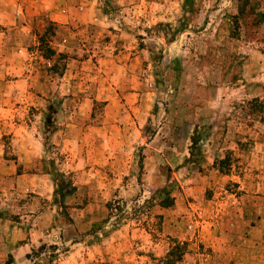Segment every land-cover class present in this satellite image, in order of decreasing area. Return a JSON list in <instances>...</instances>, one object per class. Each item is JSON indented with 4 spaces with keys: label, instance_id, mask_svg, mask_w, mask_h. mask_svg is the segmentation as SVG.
Here are the masks:
<instances>
[{
    "label": "rangeland",
    "instance_id": "1",
    "mask_svg": "<svg viewBox=\"0 0 264 264\" xmlns=\"http://www.w3.org/2000/svg\"><path fill=\"white\" fill-rule=\"evenodd\" d=\"M68 4L99 10L100 23L79 30L70 53L90 59L86 74H99L96 115L126 102L108 86L142 87L148 115L124 153L130 168H118L114 196L83 209L74 189L22 264H264V192L255 187L264 176V84L250 78L264 62V0ZM46 29L40 51L50 57L56 28ZM115 55L137 57L135 82L95 61ZM109 232L136 235L110 239L119 246L98 255ZM0 264L16 262L3 253Z\"/></svg>",
    "mask_w": 264,
    "mask_h": 264
},
{
    "label": "crops",
    "instance_id": "2",
    "mask_svg": "<svg viewBox=\"0 0 264 264\" xmlns=\"http://www.w3.org/2000/svg\"><path fill=\"white\" fill-rule=\"evenodd\" d=\"M100 21L93 6L75 12L68 0H0V255L12 254L16 264L26 261L56 223L52 169L71 180L83 209L95 207L117 192L119 169L125 174L130 168L124 153L133 149V136L141 137L148 115L143 88L104 87L106 93L124 95L126 102L106 103L96 115L99 74L84 72L90 59L70 55L79 30ZM48 26L56 28L49 43L55 54L44 57L40 44ZM119 55L95 61L112 63L108 72L124 73L129 83L135 82L137 57L120 60ZM259 67L260 77L250 78L264 84V62ZM255 185L256 193L264 192V176ZM74 195H67L64 204ZM118 235L105 234L96 253L114 251L119 244L109 241Z\"/></svg>",
    "mask_w": 264,
    "mask_h": 264
},
{
    "label": "trees",
    "instance_id": "3",
    "mask_svg": "<svg viewBox=\"0 0 264 264\" xmlns=\"http://www.w3.org/2000/svg\"><path fill=\"white\" fill-rule=\"evenodd\" d=\"M50 122V118L48 117L46 119V123L48 124ZM52 182L55 186L54 190V198L58 199V203L60 209H65V206L63 204L64 198L67 195H71L74 192V187L71 184L70 180L64 176L63 174H60L58 171L54 170V176L52 177Z\"/></svg>",
    "mask_w": 264,
    "mask_h": 264
}]
</instances>
